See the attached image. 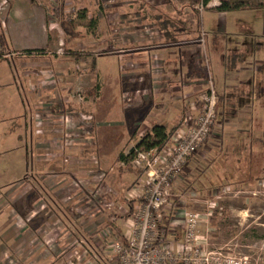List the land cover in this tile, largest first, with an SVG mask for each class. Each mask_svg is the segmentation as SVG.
<instances>
[{"label":"rangeland","instance_id":"374dc122","mask_svg":"<svg viewBox=\"0 0 264 264\" xmlns=\"http://www.w3.org/2000/svg\"><path fill=\"white\" fill-rule=\"evenodd\" d=\"M180 8L176 0L0 1V34L7 40L1 49L8 52L4 64H9L10 75L9 94L0 97L8 117L2 113L0 124L8 122L21 137L26 165L15 181L10 169L0 175V193L9 189L0 196V210H6L10 228L1 236L0 222V264H122L124 248L132 254V227L124 226L130 218L128 201L141 198L137 206L144 203L149 177L129 172L120 155L144 149L137 145L156 124L181 128L188 117H198L202 107L197 102L213 86L208 82L178 101L166 96L165 88V99L159 97L145 110L147 97L155 98L156 90L146 85L145 70L140 73L130 56L146 47L154 56L146 69L151 83L164 84L162 65L154 62L162 58L158 49L164 44L154 17H177ZM197 8L204 12L202 5ZM181 10L182 22L196 27L198 15L190 8ZM63 12L80 33L70 42L60 26ZM232 12L230 31L245 13ZM249 18L245 21L251 22ZM201 19L199 56L209 81L212 34ZM141 37L143 41H135ZM257 44H264V35ZM33 49L42 50L27 52ZM245 69L249 75L255 70ZM262 81L260 87L255 84L259 91L264 90ZM97 85L103 93L93 96L88 90ZM233 85L240 84L234 80L228 87ZM168 88L173 91L174 85ZM258 99H245L241 108L227 104L224 112V104L216 105L207 141L173 180L159 222L167 233L161 245L176 254L181 251L176 236L182 243V225L193 211L199 217L197 244L217 257L228 253V264H264V94ZM5 149L3 144L0 152ZM9 151L15 157L13 148ZM17 160L10 158V165L17 167Z\"/></svg>","mask_w":264,"mask_h":264},{"label":"crops","instance_id":"0c3cea01","mask_svg":"<svg viewBox=\"0 0 264 264\" xmlns=\"http://www.w3.org/2000/svg\"><path fill=\"white\" fill-rule=\"evenodd\" d=\"M176 1L180 4L181 8L191 9V7L183 6L178 0ZM228 2L232 4L243 2L262 3L264 2V0H228ZM220 4L221 0H212L208 4L207 8L203 9L204 12L200 11V13H197L196 10L191 9L193 13L198 15L196 27L194 26L195 24L190 21L186 23L183 17L182 19L184 20V23L182 22L181 15L184 13L182 12L181 8L176 11L178 14L177 17L167 16L166 18H164L160 17V15L154 17L161 25H159L161 29L160 31L164 39V44L160 45L161 47L158 49V53L161 54L162 58H157V60L154 62H159L162 65V72L166 77V82L164 84L161 83V86L157 87L152 84L156 81L153 80L151 83L152 76L150 78V76L147 74L146 69L147 67H149L150 60L151 62H153L152 58H154V56L150 57V53L145 50L146 47L141 48L144 49V51L135 52L130 56L131 58L133 56V59L137 61L138 64L136 63V66L141 69H139L140 73H142V70H145V72L142 74L145 78H147L146 85H152L156 90L155 98H153L152 95L147 97L145 110L150 109V105L152 102H155L156 100L158 101V98L162 96V92L165 90V88L167 92L166 96H169L171 99H176L178 101L182 99V94L185 95V92L188 93L193 90L205 89V86L208 82H212L211 84L217 90V96L223 99V109H226L227 104L229 106V104L231 103L233 104V106H240L241 108L243 101L247 98L253 101L260 100L258 98L264 94V90L262 89V93V91H259V88L256 87L255 84L259 83L260 87V84L263 82L262 78L264 80V44L261 45V47L260 44H257L260 36L264 35V30H262L261 27V19L262 14H264V7L246 10H234L239 14V11L245 13H241L240 15H238V17H236L235 20L237 28H235L233 31H230L231 28H228V14L232 11L219 12L213 10ZM189 16L190 14H188V18ZM201 16L204 18L207 26L206 33L212 34V39L209 41L212 45V48H207L209 52V60H207L209 64V81H206L204 78V67L202 66L203 59H201L199 56V41H201V39L199 38L201 35V27L203 24V22L201 21ZM248 16H251L253 19L257 18L258 21L256 22L252 20V18H249L251 22L245 21ZM164 20H166L165 23L163 22ZM207 34L206 36H208ZM137 40L143 41L142 37L140 39L135 38V41ZM0 51L1 54H3V56L0 57V97H2L6 93L9 94L10 75L8 70L9 64H7L9 60L7 58V53H3L1 47ZM255 52L257 53V55L253 58L251 53ZM258 59H261V61H259ZM5 61H7L6 65L4 64ZM253 66L255 70H253L252 74L249 75V70L245 68ZM212 72L214 74V77L216 78V83L214 82V77L211 75ZM256 76L258 79L257 81L255 80ZM180 80L183 81V84L184 82L186 83L182 86H179ZM234 80H237V83L240 85H233L231 87H228L230 83H234ZM167 84L168 86L174 85L173 91L172 89L170 90L172 92L169 91ZM187 85H190V87L184 88V86ZM176 86L177 90L180 91H177L175 89ZM102 93L103 90L101 89L98 95H101ZM256 95L259 96L256 97ZM164 99L165 97L163 98L162 96L161 100ZM252 104L253 106L255 105V103ZM2 113L6 115V117H8L7 105L3 106V103L0 102V117L2 116ZM3 126L4 125H2L1 123L0 147L2 148V145L4 144L6 145V149L0 152V175H2L3 172L8 173L10 169L11 173L13 172V181H15V178L25 172L26 169L24 154L23 151L20 150V147L22 146L20 142L21 137L18 135V133H14L15 131H11V127H9L8 122L6 123L5 127ZM9 148H13V151L16 152L15 157L13 156V152L10 153ZM10 158H17L19 160H17V167L10 165ZM8 192L9 189L6 194L5 192L0 193V196L4 197L3 195H7ZM141 200V198H137L135 200L133 199L128 201L130 208V218H127L128 220L126 221V223L124 222V226L126 228L132 221L131 217H133L134 210L138 203L137 201ZM134 204H136V206ZM5 212L6 210L4 209L0 210V222L4 221V225L1 227V236H7L10 232V228L8 227L9 221H6V219L8 218V214L5 215ZM177 244L179 243L177 242ZM61 256L63 258V253L61 254Z\"/></svg>","mask_w":264,"mask_h":264},{"label":"built area","instance_id":"2783aa9c","mask_svg":"<svg viewBox=\"0 0 264 264\" xmlns=\"http://www.w3.org/2000/svg\"><path fill=\"white\" fill-rule=\"evenodd\" d=\"M217 101V94L212 86L210 95L204 99L199 116L195 119H185L184 126L172 135L163 148H141L142 150L136 151L132 164L144 170L149 177L148 189L144 203L136 206L134 210V219L132 218L130 223L132 229L128 233L129 238L134 235V238L138 237V241L132 237V254L127 253L124 248V253L120 254L122 264H228V253L217 257V252L210 250L206 245L197 244L199 217L196 212H187L186 223L182 225V243L178 242L176 236V243L181 245V251L177 254L169 247L161 245L165 242L167 233L166 226L159 222L162 209L168 204L173 180L212 132L217 119ZM154 241L160 242V245L155 247ZM120 246L117 245V251H120ZM209 250L210 252H207ZM230 262L240 264L231 260Z\"/></svg>","mask_w":264,"mask_h":264},{"label":"trees","instance_id":"16d2710c","mask_svg":"<svg viewBox=\"0 0 264 264\" xmlns=\"http://www.w3.org/2000/svg\"><path fill=\"white\" fill-rule=\"evenodd\" d=\"M178 1L183 6L191 7V9H194V10H196L197 13L198 12L200 13V10H198L196 7L198 5H202L204 7V9H206L208 4L212 0H178ZM62 6H64L63 3H62ZM260 7H264V2H262V3H244L243 2V3L232 4V3H229L228 0H221V4L218 7H215L213 10H216V11H219V12H222V11L225 12V11H234V10L255 9V8H260ZM65 16L66 15L63 12L62 16H60V26L65 31V33L68 35L67 42H70V41L75 40L80 35V33H79V31H77L76 25H75V23H73V20H68ZM163 22L165 23L166 20H164ZM0 44H1L0 47L2 49L7 47V40H6V37L3 34H0ZM41 50L42 49H39V50H34L33 49V50H28L27 52L31 53V52H35V51H41ZM6 53H8V52H6ZM88 91L93 96L94 95H98L99 91H100L99 90V86L97 85L94 89L88 90ZM217 98H218V101H217V108H218L219 105L224 104V101H223L222 98H219L218 96H217ZM203 104H204V101H198L197 102V105L199 107H202ZM223 108L221 109V111L222 112L226 111V109H223ZM178 128H179V125L173 127L172 129H168L164 125L156 124L140 140V142H139V144L137 146L139 148L140 147H145V149H148V150L153 149V148L161 149L170 140V138L178 130ZM134 150H135L134 148L131 149V152H130L129 155H125L124 153H121L120 159L123 162H126L125 163V167L127 168V170L129 172L135 173L137 175V177L139 178L140 176L143 175V173H145V171L142 170V169H136L134 167V165L132 164V160L129 159V156H132V154L134 153ZM135 155L136 154L134 153V157H135Z\"/></svg>","mask_w":264,"mask_h":264}]
</instances>
